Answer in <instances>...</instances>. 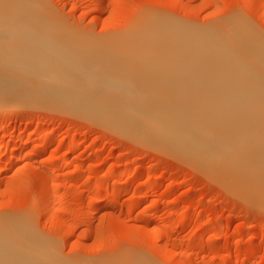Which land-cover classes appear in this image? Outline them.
<instances>
[{
	"label": "rangeland",
	"instance_id": "rangeland-1",
	"mask_svg": "<svg viewBox=\"0 0 264 264\" xmlns=\"http://www.w3.org/2000/svg\"><path fill=\"white\" fill-rule=\"evenodd\" d=\"M35 1L97 59L172 27L264 42V0ZM24 102L14 114L0 108V224L21 222L64 264H264V205L173 152L82 113Z\"/></svg>",
	"mask_w": 264,
	"mask_h": 264
},
{
	"label": "bare ground",
	"instance_id": "bare-ground-1",
	"mask_svg": "<svg viewBox=\"0 0 264 264\" xmlns=\"http://www.w3.org/2000/svg\"><path fill=\"white\" fill-rule=\"evenodd\" d=\"M48 16L35 0H0V108L14 114L24 101L42 102L82 113L185 158L264 205V42L240 31L216 38L172 27L142 47L97 59ZM38 180L39 194L47 197L49 187ZM21 224H0V264L66 263Z\"/></svg>",
	"mask_w": 264,
	"mask_h": 264
}]
</instances>
